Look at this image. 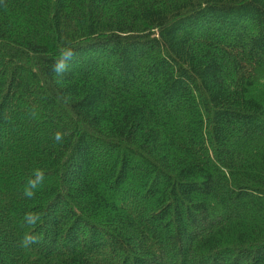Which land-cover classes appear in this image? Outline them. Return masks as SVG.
Masks as SVG:
<instances>
[{
    "label": "trees",
    "instance_id": "trees-1",
    "mask_svg": "<svg viewBox=\"0 0 264 264\" xmlns=\"http://www.w3.org/2000/svg\"><path fill=\"white\" fill-rule=\"evenodd\" d=\"M0 264H264V0H0Z\"/></svg>",
    "mask_w": 264,
    "mask_h": 264
}]
</instances>
